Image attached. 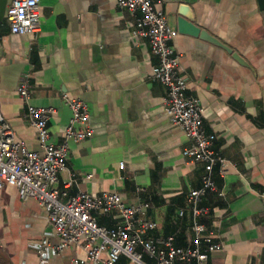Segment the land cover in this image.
Here are the masks:
<instances>
[{
	"label": "crops",
	"instance_id": "obj_1",
	"mask_svg": "<svg viewBox=\"0 0 264 264\" xmlns=\"http://www.w3.org/2000/svg\"><path fill=\"white\" fill-rule=\"evenodd\" d=\"M8 2L0 22V117L14 139L37 150L15 92L22 75H29V104L55 111L46 125L53 143L63 141L70 117L62 98L83 100L92 132L81 142H66V170L56 188L73 174L68 194L114 192L126 204L140 189V199L149 203L144 217L156 223L147 238L173 237L175 246H187L193 217L186 195L200 187L203 167L182 156L188 140L163 111L166 89L150 79L158 61L145 39L131 35L140 15L117 8L116 0H39V30L18 36L4 22ZM152 2L176 31L178 8L188 6L199 29L244 61L200 36L177 32L170 43L180 55L187 94L203 107L205 132L229 161L225 174L213 173L222 197L208 193L202 203L207 213L198 219L220 245L205 264H264V0ZM119 220L116 213L96 216L97 225L108 229ZM42 239L59 243L43 210L2 187L0 264L84 261L79 241L39 262L35 246ZM116 264L135 263L121 256Z\"/></svg>",
	"mask_w": 264,
	"mask_h": 264
},
{
	"label": "built area",
	"instance_id": "obj_2",
	"mask_svg": "<svg viewBox=\"0 0 264 264\" xmlns=\"http://www.w3.org/2000/svg\"><path fill=\"white\" fill-rule=\"evenodd\" d=\"M38 1L9 0L4 22L10 34L23 36L39 30ZM116 6L140 15L131 35L145 39L158 61L150 79L166 89L163 111L170 124L181 129L188 140L182 156L203 167L200 187L186 195L193 217L191 242L177 247L173 237L147 238L156 223L144 217L149 203L140 199V189L136 190L134 201L126 204L114 192L96 196L82 191L68 194L67 189L76 182L73 174L60 189L56 188L59 174L66 170V142L78 143L91 135L88 106L81 99L62 98L70 117L64 127L63 141L53 143L46 125L55 111L29 104L31 87L27 74L19 79L15 92L26 106L24 119L35 133L37 150H28L22 142L16 141L8 124L0 117V189L12 187L20 200L33 201L43 210L46 223L59 239L56 246H50L44 239L37 243L35 253L39 262L81 241L84 261L72 264H116L121 256L135 264H205L220 245L198 219L207 213L202 203L208 193L222 197L213 173L217 169L219 175L225 174L229 161L214 149L215 136L204 130L201 103L186 92L180 55L170 44L177 31L168 25L166 16L154 7L152 0H116ZM119 168L123 170L124 164L119 163ZM260 196L264 208V193ZM113 213L120 218L113 228L97 225L96 216Z\"/></svg>",
	"mask_w": 264,
	"mask_h": 264
},
{
	"label": "water",
	"instance_id": "obj_3",
	"mask_svg": "<svg viewBox=\"0 0 264 264\" xmlns=\"http://www.w3.org/2000/svg\"><path fill=\"white\" fill-rule=\"evenodd\" d=\"M4 2L5 0H0V22L2 20L1 10L2 6L4 8ZM195 20L193 13L191 9L188 6L182 5L178 8L177 11V32L180 34H189L193 36H200L202 39H205L215 45H218L220 47H223L228 53H230L237 62L244 64L243 59L239 57L237 53H234L230 48L223 45L220 41L217 39H214L213 37H210L207 35L204 31L199 29L195 25Z\"/></svg>",
	"mask_w": 264,
	"mask_h": 264
}]
</instances>
